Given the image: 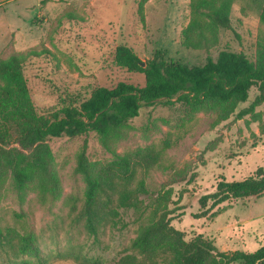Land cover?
<instances>
[{"label": "rangeland", "instance_id": "1", "mask_svg": "<svg viewBox=\"0 0 264 264\" xmlns=\"http://www.w3.org/2000/svg\"><path fill=\"white\" fill-rule=\"evenodd\" d=\"M191 0H5L0 5V60L12 53L41 54L24 67V79L38 110L55 108L65 92H88L95 87L112 88L119 82L143 86L144 75L120 68L114 61L119 44L128 45L141 59L158 49L167 60L187 66L217 59L223 49L244 52L254 58L259 41L264 43L260 13L264 0H234L232 29L220 31L212 50L181 46V31L192 17ZM258 94L251 88L228 120L217 122V110L186 114L179 105L144 107L130 122L126 136L115 141L117 153L152 147L160 153L158 164L148 173L142 212L120 209L107 218L95 235L85 227L80 210L85 183L75 172L76 155L87 143L91 163L104 165L112 159L95 133L75 138H53L48 145L54 156L59 181L57 198L29 192L18 198L10 178L0 184V227L20 234L32 233L43 264H152L131 246L139 229L166 208L171 224L189 241L196 236L211 240L219 251H255L264 241V195L225 202L206 217L198 200L215 190L221 179L239 181L264 168V136L258 123L237 113L249 107ZM264 111V104L256 107ZM86 141V142H85ZM187 172L183 182L172 183L177 173ZM144 174V172H143ZM145 175V174H144ZM164 195L158 204L153 196ZM14 244V246H13ZM0 245V264H22L17 243ZM156 263L164 264L161 258ZM240 264V263H235Z\"/></svg>", "mask_w": 264, "mask_h": 264}, {"label": "trees", "instance_id": "2", "mask_svg": "<svg viewBox=\"0 0 264 264\" xmlns=\"http://www.w3.org/2000/svg\"><path fill=\"white\" fill-rule=\"evenodd\" d=\"M233 1L191 0L192 17L181 31V46L195 51L217 47L220 31L232 29ZM260 21L264 25V3ZM41 54L49 52L12 53L0 60V184L10 178L21 202L32 191L57 198L60 187L48 140L95 133L100 145L111 152L112 159L100 166L91 163L84 143L76 155L75 167L85 183L80 216L90 234L95 235L107 218L118 217L120 209H133L140 214L145 207L144 197L150 196L146 178L158 164L160 153L152 147L124 153L111 149L115 141L126 136L130 122L140 116L144 107L179 104L186 114L217 110L220 123L233 116L239 104L247 101L251 88L256 87L258 94L254 101L238 112L237 118L249 116L258 123L264 136V111H255L264 104L262 41L257 43L254 58L244 52L223 49L217 59L208 57L199 66L169 61L162 49L141 61L128 45L119 44L114 53L116 65L144 75L143 86L119 82L112 88L101 86L84 93L65 92L55 108L44 111L38 110L32 101L23 75L24 67ZM186 178L184 171L171 180L178 183ZM263 195L264 168L258 167L253 175L242 180H219L213 192L199 198L200 213L195 217H206L225 202ZM153 197L158 204L165 198L164 195ZM158 212L154 220L139 229L131 244L152 264H159L158 258L164 264H264V241L253 252L219 251L211 240L201 236L186 241L183 232L171 224L169 211L162 208ZM215 214L212 212L211 216ZM4 242H16L20 255L43 264L32 233L20 234L13 228L0 227V245ZM128 262L129 258L125 257L119 264Z\"/></svg>", "mask_w": 264, "mask_h": 264}, {"label": "crops", "instance_id": "3", "mask_svg": "<svg viewBox=\"0 0 264 264\" xmlns=\"http://www.w3.org/2000/svg\"><path fill=\"white\" fill-rule=\"evenodd\" d=\"M1 1L3 2V1H5V0H1ZM9 1H10V0H9ZM1 5H2V4H1ZM1 5H0V10H2V9H3V8L1 7Z\"/></svg>", "mask_w": 264, "mask_h": 264}]
</instances>
